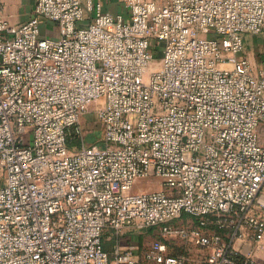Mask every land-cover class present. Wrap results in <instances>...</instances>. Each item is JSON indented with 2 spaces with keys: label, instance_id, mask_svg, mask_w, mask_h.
Wrapping results in <instances>:
<instances>
[{
  "label": "built area",
  "instance_id": "obj_1",
  "mask_svg": "<svg viewBox=\"0 0 264 264\" xmlns=\"http://www.w3.org/2000/svg\"><path fill=\"white\" fill-rule=\"evenodd\" d=\"M31 1L0 0V264H264V0Z\"/></svg>",
  "mask_w": 264,
  "mask_h": 264
},
{
  "label": "rangeland",
  "instance_id": "obj_2",
  "mask_svg": "<svg viewBox=\"0 0 264 264\" xmlns=\"http://www.w3.org/2000/svg\"><path fill=\"white\" fill-rule=\"evenodd\" d=\"M33 8V2L31 0H4V14L9 16L10 20L12 21V17L14 18H23L22 21L27 20L30 17L31 10ZM9 13V14H8ZM82 24V23H80ZM42 31L43 34L46 35H56L60 34L59 24L52 20H45L42 24ZM159 43V41H157ZM245 49L247 51L248 56L255 64L259 63L262 56H264V29L262 32L258 34H247L245 38ZM156 57L160 56L159 52L155 53ZM257 60V61H256ZM96 116L91 110L88 112L83 121L85 123V127L87 130V135L89 142H96L100 143V141L93 139L92 127L94 128L97 122H95ZM97 127H99L97 125ZM4 182V177L2 175V170L0 166V183ZM162 187L161 181L158 178H145L141 179L137 182L135 190H151V189H160ZM123 238L122 241H139L144 249L149 248L153 243L158 240L163 239L162 234L158 228L149 227L144 229H133L127 230L122 234ZM173 244H183L184 241L178 239L171 241ZM264 245V243H263ZM259 261L264 262V249L260 250L259 253L256 255ZM156 264V263H150Z\"/></svg>",
  "mask_w": 264,
  "mask_h": 264
},
{
  "label": "crops",
  "instance_id": "obj_3",
  "mask_svg": "<svg viewBox=\"0 0 264 264\" xmlns=\"http://www.w3.org/2000/svg\"><path fill=\"white\" fill-rule=\"evenodd\" d=\"M117 4H118V2H117V0H113V3L111 4V6H109V9L110 10H112V11H116L117 9H118V6H117ZM3 7H4V0H3ZM3 11H4V8H3ZM9 14V13H8ZM23 19V18H22ZM22 19L21 18H14V17H12V22H20V21H22ZM246 54H247V51H246ZM248 55V54H247ZM249 57V56H248ZM250 58V57H249ZM257 61V60H256ZM256 64V63H255ZM256 66L258 67V68H264V56H262V59H260V61H259V63H257L256 64ZM128 231H129V229H127ZM126 230V231H127ZM122 238H123V236H122ZM122 240V239H121ZM124 243V242H123ZM126 243H128V241L126 242L125 241V243L124 244H126Z\"/></svg>",
  "mask_w": 264,
  "mask_h": 264
}]
</instances>
